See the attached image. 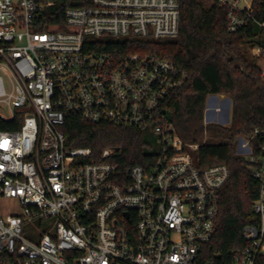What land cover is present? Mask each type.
<instances>
[{
  "label": "built area",
  "instance_id": "2783aa9c",
  "mask_svg": "<svg viewBox=\"0 0 264 264\" xmlns=\"http://www.w3.org/2000/svg\"><path fill=\"white\" fill-rule=\"evenodd\" d=\"M218 1L229 33L254 21L252 0ZM43 8L35 0H0V69L11 83L9 90L0 76L8 112L0 118L23 116L19 130L0 131V199L20 205L19 213L0 216V264H216L206 248L230 170L199 168L193 153L200 145L161 123V105L188 77L171 61L118 51L114 43L176 38L181 0H90L67 10L62 32L36 30ZM213 96L220 97H208L205 125L222 124ZM71 116L150 128L160 155L127 173L110 149L91 160V149L67 147L62 128ZM261 151L255 160L250 140L240 138L237 153L257 164L251 173L261 189L252 204L258 221L244 227L246 245L231 264L264 257V145Z\"/></svg>",
  "mask_w": 264,
  "mask_h": 264
},
{
  "label": "trees",
  "instance_id": "16d2710c",
  "mask_svg": "<svg viewBox=\"0 0 264 264\" xmlns=\"http://www.w3.org/2000/svg\"><path fill=\"white\" fill-rule=\"evenodd\" d=\"M44 8L37 17L39 32L66 31V12L83 7L90 0H35ZM51 3V6L48 4ZM254 21L235 34L228 31L227 8L218 0H181L180 32L167 40L134 39L117 41L118 51L154 55L175 63L187 75L185 85L171 93L160 107L165 123L172 124L186 143L199 144L193 153L199 168L224 164L230 179L220 192V214L216 233L207 252L216 264H231L237 249L246 245L242 232L258 221L252 204L260 194V182L251 167L257 164L237 153L240 138L250 140L255 160L264 145V79L260 63L264 52V0H252ZM226 95L232 101L229 126L204 124L207 99ZM23 116L0 118V131H17ZM63 132L67 147L89 148L96 160L106 149L114 152L112 161L128 172L133 166L153 165L162 150L150 128L92 124L79 116L67 119ZM205 136L207 139L205 140ZM264 264V257L261 258Z\"/></svg>",
  "mask_w": 264,
  "mask_h": 264
},
{
  "label": "rangeland",
  "instance_id": "374dc122",
  "mask_svg": "<svg viewBox=\"0 0 264 264\" xmlns=\"http://www.w3.org/2000/svg\"><path fill=\"white\" fill-rule=\"evenodd\" d=\"M14 1H17V0H14ZM252 54L254 55L253 51H252ZM257 56H259V55H257ZM260 66L261 67L264 66V60L261 61ZM0 76L3 77L5 84H6V87L10 90L11 89V83H10V79H9L8 74L5 71L0 69ZM229 99L230 98L226 95H220V97H214L213 96V97L209 98V103L212 106L215 104H220V103L222 104L223 112L220 115L222 123L224 122L225 117L229 113ZM0 114L8 116L7 110L1 105H0ZM231 118H232V109H230V120H229V122L227 124H219V125L229 126L231 123ZM208 121H209V119H208ZM204 124H205V119H204ZM206 139H207V137L205 136V140ZM238 146H239V142L237 144V151H238ZM19 212H20V205H19L18 200L7 199V198L0 199V216L6 217L8 215H13V214L19 213Z\"/></svg>",
  "mask_w": 264,
  "mask_h": 264
},
{
  "label": "water",
  "instance_id": "95a60500",
  "mask_svg": "<svg viewBox=\"0 0 264 264\" xmlns=\"http://www.w3.org/2000/svg\"><path fill=\"white\" fill-rule=\"evenodd\" d=\"M216 96V95H215ZM230 109H231V102H230V100H229V113H228V115L225 117V120H224V122L222 123V124H227L228 122H229V120H230Z\"/></svg>",
  "mask_w": 264,
  "mask_h": 264
},
{
  "label": "crops",
  "instance_id": "0c3cea01",
  "mask_svg": "<svg viewBox=\"0 0 264 264\" xmlns=\"http://www.w3.org/2000/svg\"><path fill=\"white\" fill-rule=\"evenodd\" d=\"M230 100V99H229ZM230 102H231V109H232V101L230 100Z\"/></svg>",
  "mask_w": 264,
  "mask_h": 264
}]
</instances>
